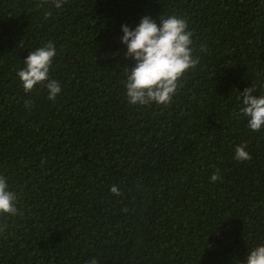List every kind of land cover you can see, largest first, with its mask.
<instances>
[{"label": "trees", "instance_id": "trees-1", "mask_svg": "<svg viewBox=\"0 0 264 264\" xmlns=\"http://www.w3.org/2000/svg\"><path fill=\"white\" fill-rule=\"evenodd\" d=\"M55 2L0 0V174L18 193L0 264H242L264 242V129L235 115L264 93V0ZM170 14L199 62L170 104L130 105L120 25ZM49 40L54 100L16 75Z\"/></svg>", "mask_w": 264, "mask_h": 264}, {"label": "clouds", "instance_id": "clouds-1", "mask_svg": "<svg viewBox=\"0 0 264 264\" xmlns=\"http://www.w3.org/2000/svg\"><path fill=\"white\" fill-rule=\"evenodd\" d=\"M62 0H56L60 8ZM120 43L123 55L133 61L131 67L124 65L123 81L125 97L130 105L146 106L151 103L166 106L180 87V78L190 67H195L199 57L193 54L192 29L186 18L170 14L159 16V24L149 15H143L134 26L120 25ZM57 49L49 40L28 51L22 67L17 70V78L25 92L43 84L48 99L54 100L61 92V83L50 76V68ZM237 118H245L252 131L264 129V93H257L256 86L244 88L237 97ZM27 104V102H26ZM234 158L238 161L251 159L245 144L235 147ZM222 179L219 169L210 176V181ZM119 195L117 186L110 188ZM18 193L13 190L7 177L0 174V215H16ZM86 264H98L95 257ZM242 264H264V242L257 243L247 251Z\"/></svg>", "mask_w": 264, "mask_h": 264}]
</instances>
